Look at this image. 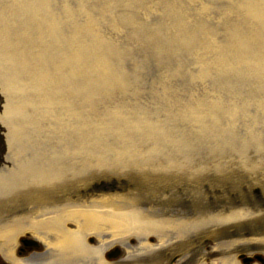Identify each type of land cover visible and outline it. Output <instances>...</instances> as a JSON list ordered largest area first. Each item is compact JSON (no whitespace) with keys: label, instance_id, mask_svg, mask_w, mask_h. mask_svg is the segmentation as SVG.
I'll use <instances>...</instances> for the list:
<instances>
[{"label":"water","instance_id":"95a60500","mask_svg":"<svg viewBox=\"0 0 264 264\" xmlns=\"http://www.w3.org/2000/svg\"><path fill=\"white\" fill-rule=\"evenodd\" d=\"M0 264H264V0H0Z\"/></svg>","mask_w":264,"mask_h":264}]
</instances>
